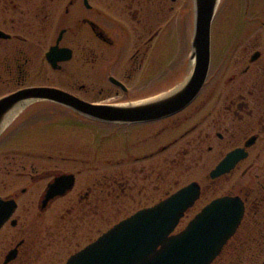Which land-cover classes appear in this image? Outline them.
Returning a JSON list of instances; mask_svg holds the SVG:
<instances>
[{
	"label": "flooded vegetation",
	"instance_id": "1",
	"mask_svg": "<svg viewBox=\"0 0 264 264\" xmlns=\"http://www.w3.org/2000/svg\"><path fill=\"white\" fill-rule=\"evenodd\" d=\"M190 2L0 0V98L63 96L35 100L0 136V264H66L188 186L198 195L176 231L209 202L236 198L242 218L210 264H264V15H239L214 35L215 13L205 81L173 114L110 122L77 108L140 106L183 83ZM45 120L50 146L10 149L17 131Z\"/></svg>",
	"mask_w": 264,
	"mask_h": 264
},
{
	"label": "water",
	"instance_id": "2",
	"mask_svg": "<svg viewBox=\"0 0 264 264\" xmlns=\"http://www.w3.org/2000/svg\"><path fill=\"white\" fill-rule=\"evenodd\" d=\"M220 0H193L192 71L170 92L140 106L77 107L93 119L135 122L164 117L184 108L201 90L210 62V32ZM59 91L28 88L0 98V136L25 107L35 100L63 98ZM74 104V103H72ZM52 196L55 185H50ZM191 186L180 189L158 205L142 209L103 233L66 264H210L240 223L243 207L236 198H219L201 208L175 233L180 218L197 198Z\"/></svg>",
	"mask_w": 264,
	"mask_h": 264
},
{
	"label": "rangeland",
	"instance_id": "3",
	"mask_svg": "<svg viewBox=\"0 0 264 264\" xmlns=\"http://www.w3.org/2000/svg\"><path fill=\"white\" fill-rule=\"evenodd\" d=\"M220 7V8H219ZM217 13L214 17V21H213V33L214 35L218 32V29L220 30V26H225V27H230L236 18L239 17V15H249V14H262L264 15V0H258V1H253L250 0L249 3L246 2V0H220L218 7H217ZM190 12V16L188 15L187 18V24L186 27L190 29V23L192 26V30H193V0H191L190 2V8H189ZM236 21H238V19H236ZM189 33V32H188ZM176 37H179V35H177ZM24 121L19 120V124H23ZM17 126V125H16ZM92 126V125H91ZM90 126L89 129V133H90V137H92V134L95 132V130H97V125L93 128ZM42 127H46L45 129ZM32 128V129H31ZM13 129V128H11ZM54 128L49 127V122L48 121H44V122H40V123H35V124H26L23 129H20L19 131H17V135L15 134L12 139L17 140L16 144L12 147H10V149L16 150H33L35 151L36 148H39L41 145V147L46 146H50L49 143H45L43 140V138H45V136L47 137H51L53 138L52 131H54ZM69 130H67V128H65L64 130H61L60 132H67L68 133ZM11 132V131H10ZM16 132V131H15ZM15 132H11L9 135L14 134ZM96 133V132H95ZM73 134L74 133H69L70 137L73 139ZM78 136H76L75 140H74V144L76 145H82L81 143L84 140L83 135L77 134ZM62 137H65L63 135H59ZM11 139V140H12ZM4 141V140H3ZM47 163L46 161H40V163ZM200 205V204H199ZM199 205H197L196 207L198 208H194L193 210L195 212H197L199 210ZM195 212H191L189 214V218L190 216H192ZM188 219H183L182 224L180 225L181 227L184 226L185 224L188 223L187 221ZM179 227V226H178ZM177 227V228H178Z\"/></svg>",
	"mask_w": 264,
	"mask_h": 264
}]
</instances>
